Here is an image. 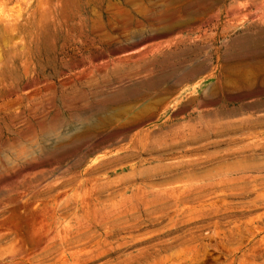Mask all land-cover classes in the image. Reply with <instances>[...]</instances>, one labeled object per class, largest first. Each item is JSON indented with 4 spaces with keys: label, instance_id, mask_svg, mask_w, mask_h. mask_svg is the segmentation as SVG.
Returning <instances> with one entry per match:
<instances>
[{
    "label": "rangeland",
    "instance_id": "rangeland-1",
    "mask_svg": "<svg viewBox=\"0 0 264 264\" xmlns=\"http://www.w3.org/2000/svg\"><path fill=\"white\" fill-rule=\"evenodd\" d=\"M0 264H264V0H0Z\"/></svg>",
    "mask_w": 264,
    "mask_h": 264
}]
</instances>
